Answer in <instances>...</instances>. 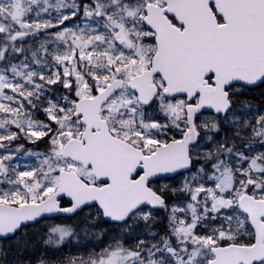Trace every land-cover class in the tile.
Wrapping results in <instances>:
<instances>
[{
	"label": "snow or ice",
	"instance_id": "6c2138e0",
	"mask_svg": "<svg viewBox=\"0 0 264 264\" xmlns=\"http://www.w3.org/2000/svg\"><path fill=\"white\" fill-rule=\"evenodd\" d=\"M262 87L264 0H0V264H264Z\"/></svg>",
	"mask_w": 264,
	"mask_h": 264
},
{
	"label": "trees",
	"instance_id": "16d2710c",
	"mask_svg": "<svg viewBox=\"0 0 264 264\" xmlns=\"http://www.w3.org/2000/svg\"><path fill=\"white\" fill-rule=\"evenodd\" d=\"M263 88H264V87H262V88H255V89L249 90V95H250L251 97L255 98V102H256V103H260V101H259L258 98L261 96L262 92L264 93V89H263ZM160 216L163 218V217L165 216V213L161 212V213H160ZM75 219H76V218H75ZM6 243H7L9 246H11V245L14 244L13 241H7V240H6ZM32 243H33L34 246H37V241H36V240H33Z\"/></svg>",
	"mask_w": 264,
	"mask_h": 264
},
{
	"label": "rangeland",
	"instance_id": "374dc122",
	"mask_svg": "<svg viewBox=\"0 0 264 264\" xmlns=\"http://www.w3.org/2000/svg\"><path fill=\"white\" fill-rule=\"evenodd\" d=\"M257 104H259V103H257ZM205 114L208 115V114H210V112L205 113ZM176 179L178 180L179 177H177ZM157 183L162 185V184H170V183H173V181L169 179V180L158 181ZM90 239H92V238H90ZM0 243L7 244V243H6V240H5V241H0ZM7 245H8V244H7ZM41 247H42V246H41ZM89 247H90V248H94V247H96V243H90V244H89ZM97 250H99V249L97 248ZM70 251H71L72 253H74V252H75V249H72V250L65 249L64 254H70Z\"/></svg>",
	"mask_w": 264,
	"mask_h": 264
},
{
	"label": "water",
	"instance_id": "95a60500",
	"mask_svg": "<svg viewBox=\"0 0 264 264\" xmlns=\"http://www.w3.org/2000/svg\"><path fill=\"white\" fill-rule=\"evenodd\" d=\"M209 111H211V110H209ZM67 199V198H66Z\"/></svg>",
	"mask_w": 264,
	"mask_h": 264
},
{
	"label": "bare ground",
	"instance_id": "6f19581e",
	"mask_svg": "<svg viewBox=\"0 0 264 264\" xmlns=\"http://www.w3.org/2000/svg\"><path fill=\"white\" fill-rule=\"evenodd\" d=\"M264 89V88H263ZM263 93V92H262Z\"/></svg>",
	"mask_w": 264,
	"mask_h": 264
}]
</instances>
